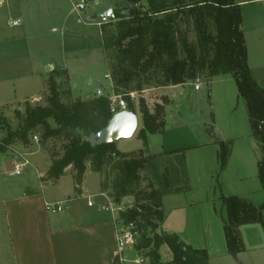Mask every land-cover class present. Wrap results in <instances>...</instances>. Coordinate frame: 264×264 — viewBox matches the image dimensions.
Returning a JSON list of instances; mask_svg holds the SVG:
<instances>
[{"label":"trees","instance_id":"16d2710c","mask_svg":"<svg viewBox=\"0 0 264 264\" xmlns=\"http://www.w3.org/2000/svg\"><path fill=\"white\" fill-rule=\"evenodd\" d=\"M121 1L128 4L126 10L114 8L115 18L101 25L113 94L125 96L129 110L136 113L133 102L126 97L130 92H142L152 86L184 85L205 78V71L210 79L230 75L245 103L251 136L260 146L259 178L264 191V88L254 80L249 68L241 6L235 0ZM183 24L192 26L196 43L181 29ZM63 76L65 81L59 82ZM66 83L70 84L66 71L52 72L46 83L49 90L46 104L28 105L25 113L19 114L20 123L15 131L0 118V128L7 127L0 152H6L17 142L32 147L30 141L39 133V144L49 151L52 161L46 179L59 180L71 166L78 191L88 163L94 172L102 175L105 166L114 157L119 158V177L111 197L118 204L131 195L138 198L131 210L121 214L125 224L136 226V252L149 257V264H209L207 250L195 249L177 235L161 231L166 218L161 201L173 192L165 175L164 184L145 198L135 194L134 185L140 178V171L159 157L148 155L149 158H144L143 151L139 152L142 157H133L130 153L119 152L115 143L93 147L89 139L101 132L113 117L110 99L98 96L89 101H72L67 96L64 101L66 95H70L69 91L64 94ZM139 106L143 118L141 135L160 131L163 123L156 114L150 112L143 100ZM56 142L61 143L60 151H55ZM231 147V141L219 143L221 170L227 166ZM160 173L157 174L162 179ZM221 199L227 213L224 221L227 247L229 253L236 256L244 250L240 228L257 223L264 226V204L255 207L237 196ZM163 246L172 253L171 262L161 261Z\"/></svg>","mask_w":264,"mask_h":264},{"label":"rangeland","instance_id":"374dc122","mask_svg":"<svg viewBox=\"0 0 264 264\" xmlns=\"http://www.w3.org/2000/svg\"><path fill=\"white\" fill-rule=\"evenodd\" d=\"M81 1H85L89 6L86 11L81 12L82 19L87 23L91 16H93L94 23L101 22L102 11L110 5L120 11H124L128 7V4L121 0H55L62 16L48 17V11L44 13L38 9H33L24 25L11 26L9 20H15L18 17V9L9 10L0 6V102H5L4 106H0V118H4L13 131L19 127V114H24L28 105L46 104V99L49 96L46 83L51 76V74L47 75L48 78L46 82L44 81L46 73L43 66L47 61L55 65L54 69H58L64 64L69 65L73 70L72 82L69 85L66 83L64 87V94L66 95L65 92L69 91L70 95H66L64 101H67V96L72 98V101L83 99V101H89L100 96V94L109 99L112 98L114 92L113 88L111 90L110 87L112 80L101 35L102 29L96 25H84L78 14L72 12L73 3L76 4ZM235 1L241 3L244 0ZM246 1L249 2L239 5L243 18L242 30L247 46L248 64L252 68L258 84L264 88V0ZM139 7H142V4ZM181 29L187 34L191 42L196 43V35L190 24H183ZM27 69L33 71L34 79L27 77L25 72ZM108 73L109 78L107 77ZM206 73L207 71L204 72L205 78L191 81V86L188 82L182 88L171 89L169 94L174 97L173 104L167 97H159L158 93L152 91L147 94L135 92L137 96L133 105L139 119L138 130L132 138L116 141V149L121 153H130L137 158L143 156L139 153L143 151L145 153L144 158H149L148 155H157L175 149H183L185 152V149L207 139L209 133L215 132L219 139L223 137V134L233 135L234 131L239 135L250 133V124L245 112L246 106L239 96L234 78L230 75H221L210 79L207 78L208 73ZM215 78L220 79L214 80ZM58 81L64 82L65 76ZM200 81L202 82L198 88L196 85ZM151 88L153 86L146 89ZM33 94L37 96L31 97ZM143 95L147 97V101L142 97ZM87 96L91 97L86 100ZM141 100L145 102L152 114H156L159 122L163 123L160 131L148 132L144 137L141 135L143 118L139 114ZM6 135L7 127L3 126L0 128V142ZM36 135L40 138L39 133ZM31 142L33 145L36 144ZM49 146L52 149L55 148V151L61 150L60 142H56L54 148L51 147L52 144ZM257 146L260 151L258 143ZM29 149L31 147H26L17 142L11 145L6 152H0V158H4L0 160V179L8 183L17 180L9 178L3 164L4 162H12L14 159L17 163L22 162L17 155L24 154ZM44 152L43 155L46 157L48 153ZM189 156L191 158L188 160V167L185 165L184 157L181 154L164 159L159 157V159L147 163L140 171V178L134 185L135 194L145 198L155 188H160L164 184L165 175V178L169 180L170 190L174 192V189L177 188L185 189L174 204L187 205L190 198L188 193L191 192L197 193V200L205 198V194L208 195L204 189L205 184L208 183L206 171L209 170L210 166H213V164L211 165L213 160L208 149L203 148L194 151L188 155V158ZM27 159L32 161L31 165L17 178H28L29 174H34L33 166L35 163L33 158L28 157ZM119 160V158L114 157L105 166L102 174L103 183L106 185L110 197L114 190V184L119 177V170L117 169ZM216 165H219L218 162ZM187 168L191 176V192L188 189L190 183L187 182ZM158 171L161 172L162 179L158 177ZM67 176L69 177L70 174ZM93 178L95 175H90V182ZM258 184L260 186L259 180ZM214 189L221 192L224 187L221 190V186L218 184L209 193L212 194ZM237 189L231 191L237 193L236 191L245 188L237 187ZM263 192L252 196L251 203L253 202L255 207H260L263 203L261 202L264 197ZM137 199V196L131 195L124 198L122 203L134 207L137 204ZM242 228L243 226L240 228V232L244 250L236 256L228 257V261L220 256L218 237L215 233L214 242L211 244L214 250L208 253L209 264H230L229 260H235L238 264H264V226L257 223L248 224L244 230H241ZM136 254L145 256L144 253H137L134 246L127 253V258L133 259ZM147 260L150 263L149 257ZM161 261L163 263L172 261V253L166 246L161 248Z\"/></svg>","mask_w":264,"mask_h":264},{"label":"crops","instance_id":"0c3cea01","mask_svg":"<svg viewBox=\"0 0 264 264\" xmlns=\"http://www.w3.org/2000/svg\"><path fill=\"white\" fill-rule=\"evenodd\" d=\"M247 2L249 1L244 0L237 4ZM0 6L9 10L17 8L18 17L15 20H20L21 25L26 23L28 15L33 9H38L44 13L48 11V17L62 16V13L60 14L58 11L55 0H2ZM110 8L114 9L110 5L102 12ZM72 12L78 14L84 25L99 26V22L94 23L93 20H89V18L93 19V16L88 18L89 22L87 23L74 8ZM10 21L14 20L10 19L9 23ZM54 66L49 61L44 64L45 82L48 78L47 75L55 71H66L69 82H72L73 70L69 65L63 64L58 69H54ZM249 68L254 80L257 82L252 68L250 66ZM25 72L27 77H31L30 79L35 78L33 71L27 69ZM217 79L220 78L214 80ZM201 82L196 85L198 88ZM187 84L153 87L145 89L142 93L147 94L150 91L158 93L159 97H167L173 104L174 97L169 94V91L182 88ZM191 85V82H189V86ZM110 87L112 90V83ZM34 96L37 95H31V97ZM73 97L75 96L73 95ZM90 97L87 96L86 100ZM142 97L145 100L147 99L144 95ZM4 104V101L0 102V106H4ZM245 112L249 121L247 109ZM249 132L239 135L234 131L233 135L223 134L220 139L217 138L215 132L209 133L207 139L192 145L189 149H185V152L183 149H175L151 155L166 158L181 154L184 157L185 165L188 167V160L191 158V156L188 158V155L203 148L208 149L213 160L211 161L213 166H210L209 170L206 171L208 183L205 184L204 189L208 195L205 194V198L197 200V193L191 192V176L188 168V175H186L187 182L190 183L188 189L191 190V193H188L190 195L189 203L185 206L174 204L176 199H179L180 194L185 191L184 188H178V191L167 194L162 198V208L166 214L161 227L163 233L177 235L184 243L195 249H205L208 253L214 250L211 244H213V238L217 233L220 256L227 261L228 257H232L225 237L224 221L227 213L221 198L223 196H237L251 202L254 194L263 192L259 178L261 152L257 142L251 136V126ZM221 141L232 142L229 160L224 170H221L219 163V143ZM44 151L48 153L46 157L43 155ZM23 155L26 159L32 157L35 163L33 166L34 174H29L28 178H17L18 176L10 174L16 159L3 164L9 178L17 180L8 183L0 179V264H117L116 215L108 211H102L99 207L106 202V198H111L106 185L103 183L102 175L94 172L90 163H88L84 182L80 187V191H78L74 180V170L71 166L66 169L65 174L59 180L46 179L52 161L49 151L39 144L33 145ZM2 159L4 158H0V160ZM217 162L219 165H216ZM235 163L236 166H234ZM68 174H70L69 177ZM90 175H95L92 182L89 180ZM218 184L221 186V190L222 187H224V190L218 192L217 189H214L212 194L209 193ZM237 187L245 189L236 191L237 193L231 191L232 189L238 190ZM89 198L95 203L92 207L88 205ZM263 200L264 197L260 206L264 204ZM65 201L68 203L67 208L62 212H58L51 207L53 204ZM245 227H248V225H244L241 230H244ZM229 263L238 264L235 260H229Z\"/></svg>","mask_w":264,"mask_h":264},{"label":"built area","instance_id":"2783aa9c","mask_svg":"<svg viewBox=\"0 0 264 264\" xmlns=\"http://www.w3.org/2000/svg\"><path fill=\"white\" fill-rule=\"evenodd\" d=\"M2 0H0L1 3ZM72 1V0H71ZM100 1V0H96ZM88 4H86L85 1H81L80 3H73V8L76 12L81 14V12H84L88 8ZM111 21L109 18H101V22L98 23L99 26L103 24H107ZM11 26H19L21 25L20 20H14L10 21ZM137 93L130 92L126 94V97H129L130 100L133 102L136 99ZM110 108L111 112L114 115L119 114L121 112L130 111L128 102L125 100V96L123 95H114L112 98H110ZM33 142L36 144H39V138L37 136L33 137ZM17 157H19L22 162L14 163L13 169L11 170L10 174L14 176L21 175L25 168L30 165L29 160L26 159V157L23 154H18ZM106 202L102 203L99 207L102 211H108L114 215H116L115 219V237H116V244H117V251H116V260L117 264H149V261L147 258L140 256L139 254H136V257L133 259L127 258V253L131 251L135 244H136V226L134 223H128L125 224L123 220L121 219V214L127 212L128 210H131L132 206H126L125 204L116 203L111 198H106ZM67 202H61L51 205L55 210L58 212H62L67 208ZM94 202L89 198L88 205L90 207L94 206Z\"/></svg>","mask_w":264,"mask_h":264},{"label":"water","instance_id":"95a60500","mask_svg":"<svg viewBox=\"0 0 264 264\" xmlns=\"http://www.w3.org/2000/svg\"><path fill=\"white\" fill-rule=\"evenodd\" d=\"M129 12H127V15ZM101 18H115L114 9L110 8L100 15ZM89 20H93L89 18ZM101 96V94H100ZM139 126V119L135 112L126 111L114 115L107 126L94 137L89 139L93 147L113 144L121 139H129L134 136Z\"/></svg>","mask_w":264,"mask_h":264}]
</instances>
